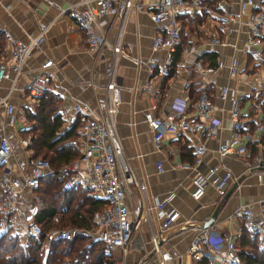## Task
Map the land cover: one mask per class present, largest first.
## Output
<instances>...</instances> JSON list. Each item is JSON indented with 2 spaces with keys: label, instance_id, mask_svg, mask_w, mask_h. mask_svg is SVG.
Segmentation results:
<instances>
[{
  "label": "built area",
  "instance_id": "built-area-1",
  "mask_svg": "<svg viewBox=\"0 0 264 264\" xmlns=\"http://www.w3.org/2000/svg\"><path fill=\"white\" fill-rule=\"evenodd\" d=\"M143 4L142 0H75L59 11L60 14L68 15L84 30L87 50L106 47L109 57L104 61L102 69L103 82L101 95L98 98L99 116L94 117L92 108L75 98H71L62 107L65 114L78 119L79 154L72 160L59 164L56 169H53L48 160L41 156L29 158L25 171L15 168L10 162L11 144L6 133H3L5 128H13L16 123L14 106L9 102V95L15 89V82L26 60L32 52L40 48L52 20L37 22L34 32H25L23 38H11L7 44V60L0 63V80L5 69L11 72L12 77L7 90L0 94V110L3 113V118L0 120V187L2 190L0 219L10 227L12 233L22 239L42 236L43 249L52 240H68L79 233L88 231V228L71 226H51L42 229L34 220L37 206L32 200V190L38 186L39 179L44 174L55 175L60 180L61 190L87 187L105 201L106 204L103 207L92 213L90 226L96 239L115 253L113 264H126V254L136 230V224L139 222L138 217L133 219L130 217L128 194L130 186L137 191L139 210L141 209L147 216L144 206L146 185L137 181L132 168L122 154L115 135V116L121 101V88L115 82L116 55L120 52L119 37L117 35L107 43L96 27L98 18L102 16L114 17L121 25L127 12L140 11ZM150 5L149 19L157 29L151 36L150 50L162 51L165 56L163 59L155 55L136 58V67L145 66L149 73L157 68L160 73H165L171 52L181 42V25L178 17L194 13L200 18H212L223 27V32L227 35L237 36L241 31L243 32V51L253 59L261 61L259 73L251 78L253 86L257 90H264V54L261 50L264 45V0H237L235 10L222 13L218 11L220 2L214 0H155ZM214 41L221 45H234L227 40L218 41L215 38ZM199 46H202V43L198 40L185 44L179 54L181 64L188 63L189 55L196 53ZM194 65L200 74L223 67L230 77L238 72V59L233 54L229 56L227 63L218 60L214 66L203 67L196 60ZM57 72L56 61L51 58L40 61L37 72L25 86L24 98L27 101V110L33 111L39 97L44 94L52 76ZM215 96L225 104V107L221 106L218 109L226 112L229 133L225 139L216 143V163L204 170H199L197 167L206 149L204 142L217 135L220 123L213 118L216 107L203 86L196 93L189 115L184 113L187 108L185 99L179 97L172 99L169 113L155 115L150 110L142 113L155 147L167 133L193 138L190 144L191 163L179 165V167H188L193 170L189 191L193 200H197L208 185L221 195L226 184L235 179L231 171L221 162V157L224 155L242 156L243 170L246 173L262 167L260 149L261 145L264 146V141L258 145L257 151L252 156L246 155L248 142L260 140V134L264 132L262 123L257 122L249 126L245 119L240 117L238 96L233 86L228 84L217 86ZM262 98L264 100V93ZM155 166L157 171L162 170L159 161ZM262 174L264 175V170L257 171L256 179L260 180ZM173 197L172 190L159 198L153 196L150 209L157 220V226L155 230L150 229L148 239L151 258L145 256L135 264H172L174 258L180 257V252L168 244L166 235L167 230L176 226L178 217V211L171 205ZM229 217L239 220L248 231L256 233L259 237L257 246L264 250V200L257 205L251 201L238 203L232 208ZM50 219L55 223L58 217L54 214ZM182 222L184 225L191 223L188 220ZM194 226L196 231L183 249L192 264L201 260H204V264H241L239 248L229 234H218L213 225L198 228V224L195 223ZM164 241L167 243L165 247L162 246Z\"/></svg>",
  "mask_w": 264,
  "mask_h": 264
},
{
  "label": "crops",
  "instance_id": "crops-1",
  "mask_svg": "<svg viewBox=\"0 0 264 264\" xmlns=\"http://www.w3.org/2000/svg\"><path fill=\"white\" fill-rule=\"evenodd\" d=\"M73 1L75 0H0V63L7 60V44L11 38H23L25 32L35 31L37 22L52 20L40 48L32 52L26 60L15 82V89L9 95V102L14 106L16 121H25L27 101L24 94L27 82L37 72L41 60L51 58L56 61L58 72L52 76L46 89L47 104L61 120L59 131L70 126L74 128L75 136L72 142L79 150L77 145L78 119L65 114L62 107L71 98H75L88 104L92 108L94 117L99 116L98 98L101 95L103 82L102 69L104 61L109 57V51L106 47L87 50L84 30L68 15L59 13ZM154 1L142 0L144 3L142 10L127 12L121 25L116 18L111 16H102L96 22L97 31L104 36L107 43L115 36L119 37L120 52L116 55L115 82L121 88V101L115 116V135L122 154L132 168L137 181L146 185L144 206L147 216L142 213L141 209L139 210L136 189L133 186L129 187L130 217L132 219L138 217L139 222L132 235L125 261L126 264H135L145 256L151 258L148 239L150 229H156L157 220L153 217L150 204L153 196L159 198L172 190L174 197L171 205L178 211V217L176 226L167 230L166 235L168 244L180 252V257L174 258L172 264H192L183 249L196 231V226L193 227V224L197 223L198 228H203L204 220L209 218L214 210L216 213L210 225L215 227L218 234H229L240 249L252 247L247 245L249 242L246 241L256 236L248 231L239 220L230 219L229 215L238 203L251 201L257 205L264 200V175H261L260 180H257L255 175L257 171L264 170V146L261 145L260 149L262 167L256 168L251 173L244 172L242 156H222L221 162L231 171L235 179L226 184L223 194L219 195L208 185L204 188L203 194L197 200H193L189 195L193 170L188 167H179L180 164L191 163L190 144L193 138L167 133L155 147L142 113L145 110H150L155 115L169 113L172 99L179 97L185 99L187 108L184 113L189 115L196 93L203 86L216 107L213 118L220 123L217 135L204 142L206 149L201 163L197 166L199 170H204L216 163V143L225 139L229 133L226 112L218 109L221 106L225 107V104L215 96L217 86L228 84L236 89L238 114L249 126L257 122L264 123V100L262 98L264 90H257L251 79L259 73L261 61L253 59L243 51L244 34L242 31L237 36L227 35L223 32V27L212 18L198 16V22L189 25L182 24L180 21L181 42L169 57L170 60L177 51L172 68L169 62L165 73H160L157 68L149 73L145 66L136 67V58L155 55L163 59L165 56L162 51L150 50L151 36L157 30L148 15V10H151L150 4ZM214 1L220 2L218 11L221 13L237 8V0ZM192 14L189 13V15ZM187 18L185 17V20ZM215 38L218 41L227 40L234 45H221L214 41ZM193 40L200 41L202 46L198 47L196 53L189 55L188 63L181 64L180 50ZM261 50L264 54V45ZM205 51L215 53V63L218 60L227 63L229 56L235 55L238 59L237 74L233 77L228 76L225 67L200 74L195 68L194 61H199L203 67L214 66L207 64L204 58L198 57ZM11 77V72L5 69L0 80V94H3L9 87ZM2 118L3 113L0 110V120ZM11 130L13 129L7 127L3 133L9 136L8 133ZM263 141L264 132L260 134L259 141L248 142L246 155L252 156ZM13 161L12 155L11 164ZM158 161L161 164V171L156 170L155 164ZM35 199L38 206L36 196ZM54 214L59 218V212ZM184 220L191 223L184 225L182 222ZM162 246H167L166 241L162 242ZM202 261L204 262L201 260L196 264H201Z\"/></svg>",
  "mask_w": 264,
  "mask_h": 264
},
{
  "label": "trees",
  "instance_id": "trees-1",
  "mask_svg": "<svg viewBox=\"0 0 264 264\" xmlns=\"http://www.w3.org/2000/svg\"><path fill=\"white\" fill-rule=\"evenodd\" d=\"M185 17L188 18L185 20ZM197 17L198 15L193 13L192 15L183 14L178 18L182 24L189 25L198 22ZM176 53L169 60L171 68L176 59ZM198 57L204 58L209 65H215V53L212 51H205ZM46 94L47 91L39 97L32 112L25 110L26 120L34 122L30 130H37L36 135L30 136L28 148L36 151L42 148L43 154H49V158L46 159L50 166L56 169L59 164L78 156L79 152L72 142L75 136L74 128L70 126L59 131L61 120L47 104ZM262 125L264 128V123ZM1 191L0 187V194ZM32 194H35L38 201L34 220L42 229L51 226L88 228L92 213L106 204L87 187L61 190L60 180L52 174H44L39 179L38 186L32 190ZM55 212H59L60 216L57 222L53 223L50 218ZM252 234L256 237L252 239L250 237L249 241H246L249 242L247 245L252 247L239 248L241 264H264V250L256 247L259 237L256 233ZM86 239V236L79 233L68 240H52L48 242L44 250L41 245L42 236L22 239L12 233L10 227L0 219V264H113L112 259L102 247L105 246L104 243L97 239L80 243ZM201 264L204 262L202 261Z\"/></svg>",
  "mask_w": 264,
  "mask_h": 264
},
{
  "label": "rangeland",
  "instance_id": "rangeland-1",
  "mask_svg": "<svg viewBox=\"0 0 264 264\" xmlns=\"http://www.w3.org/2000/svg\"><path fill=\"white\" fill-rule=\"evenodd\" d=\"M17 123L13 126L14 128L9 127V129H13L8 133V139L9 142L11 144L12 147V155L14 157V166L15 168H17L18 170H24L26 167V163L28 161L29 158H31L32 156H41V157H45V158H49L48 155L43 154V149L40 148L39 150H31L28 148V144L30 142V136H32L33 134L36 135L37 130H30L32 129L30 126L32 124H34L33 121L30 120H25V121H16ZM25 129V130H21V129ZM74 138V137H73ZM78 145V144H77ZM27 149V150H25ZM25 150V151H24ZM79 152V150H78ZM32 200L36 201L35 199V194H32ZM90 221H88V225L90 226ZM88 226V231L87 233H82L84 236L87 237L86 240L84 241H80V243H86L89 242L91 240H96L95 237V233L93 232V229L91 228V226ZM99 246H102L101 244H99ZM105 253L108 254L109 258L112 259V262L115 259V253H113L107 246H102Z\"/></svg>",
  "mask_w": 264,
  "mask_h": 264
},
{
  "label": "water",
  "instance_id": "water-1",
  "mask_svg": "<svg viewBox=\"0 0 264 264\" xmlns=\"http://www.w3.org/2000/svg\"><path fill=\"white\" fill-rule=\"evenodd\" d=\"M215 213H216V210H214L211 213V215L209 216V218H207L206 220H204V222L202 224L203 227H206V226L210 225L211 221L214 219Z\"/></svg>",
  "mask_w": 264,
  "mask_h": 264
}]
</instances>
